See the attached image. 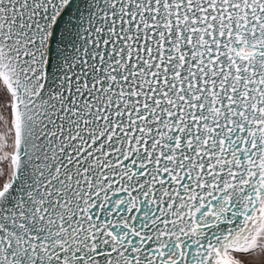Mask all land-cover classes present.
I'll return each instance as SVG.
<instances>
[{
  "label": "snow or ice",
  "instance_id": "6c2138e0",
  "mask_svg": "<svg viewBox=\"0 0 264 264\" xmlns=\"http://www.w3.org/2000/svg\"><path fill=\"white\" fill-rule=\"evenodd\" d=\"M0 264H264V0H0Z\"/></svg>",
  "mask_w": 264,
  "mask_h": 264
}]
</instances>
